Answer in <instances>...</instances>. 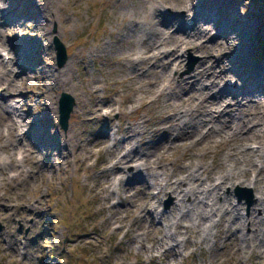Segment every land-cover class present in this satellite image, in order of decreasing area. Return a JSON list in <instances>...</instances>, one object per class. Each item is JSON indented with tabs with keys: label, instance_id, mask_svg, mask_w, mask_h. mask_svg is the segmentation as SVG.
<instances>
[{
	"label": "rangeland",
	"instance_id": "obj_1",
	"mask_svg": "<svg viewBox=\"0 0 264 264\" xmlns=\"http://www.w3.org/2000/svg\"><path fill=\"white\" fill-rule=\"evenodd\" d=\"M42 3V0H13L9 12L15 20L13 29L1 38L0 43L2 53L13 57L14 63L6 66V70L9 79H14L12 83H16L9 91L0 84V93L6 95L4 102L15 100L13 103L18 106L21 116L16 119L22 122L18 143L11 142L12 136L4 130L0 133V264H210L209 261L211 264H232L236 256L239 264H264V260L253 261L232 252L233 248L224 241L231 231L225 232V224L221 225L217 237H214V230L202 237L192 234L184 226L177 232L175 228L158 233L151 229L148 235L155 236L154 242L144 239L143 248L137 249L135 236L148 223L144 219L140 225L139 218L134 215L136 212L129 215V202L121 200L122 195L129 198L125 192L129 189L130 193H136L133 201L143 203L146 196L140 188H133L144 177V172L134 170L135 162L123 164L121 168H116L120 163L115 167L111 165L120 146L111 151L107 147L112 145L113 138H125L116 132L118 125L128 126L132 117H138L140 121L145 120L152 133L163 126L162 99H174L171 91L159 97L157 102L139 105L134 94L135 83L142 81L145 86L154 73L150 71L148 75L138 77L136 70L130 69V66L137 67L126 57L137 49H149L163 30L173 27L172 31H175L178 24H181L178 29H186L185 19L191 10H181L174 5V0L156 2L162 6L159 7L161 11L138 0H55L48 13L41 9ZM173 9L184 15L164 24L156 38L142 45L143 31L148 32L149 20L162 19ZM237 12L240 18L237 29H245L241 37L250 52L248 62H263L264 0H240ZM1 18L4 23L10 22V16ZM246 24L250 26L248 31ZM4 28H8V24H4ZM208 36L196 41L207 39L209 43ZM56 38L66 55L61 64ZM220 40L225 42L221 37ZM174 42L164 47L174 55V66L168 70L173 74V85L184 77H189L187 81L190 82V75L203 58L204 50L190 48L181 57L178 51L172 50L176 47ZM12 46L15 51L11 50ZM216 55L219 56H211V61L214 62L212 57ZM231 62L235 64V60ZM248 62L234 66L235 72L243 74L244 79L249 78L252 69ZM4 81L0 80V83H9ZM221 85L220 82L218 86ZM237 88L234 81L228 84L226 96L232 98L234 93L243 92ZM62 93L68 94L74 102L65 130L58 123V100ZM131 98L135 100L129 103ZM112 102L115 105H111ZM97 104L103 106L100 117L83 120ZM122 108L124 114H120ZM110 109L111 113L105 115L104 112L107 114ZM203 124L204 128H201ZM203 124L198 129L205 131L210 123L205 121ZM29 130H33L30 137L35 145L28 137ZM68 136H72L69 143L66 141ZM102 137L106 139L104 144L94 142ZM149 138L153 140L157 135L150 134ZM205 139L190 149L196 153L194 163L203 160L211 165L219 151L225 154V144L212 143L216 135ZM24 143L33 151L26 153L25 162H17L15 156L24 151ZM64 143L68 144L65 149ZM122 150L126 151L125 148ZM184 151L180 147L170 155L166 162L168 169L175 159H181ZM203 152L207 153L204 158ZM118 174L122 176L119 183ZM160 175H163L162 171ZM147 182L151 183V178ZM146 190L149 197L158 193L156 187L147 189L146 186ZM222 193L230 196L233 203H241L240 212L250 216L256 189L246 185H226ZM157 196L160 201L154 205L167 212L168 220L175 196L170 193ZM245 231H250L247 223ZM182 238H187L185 245L179 243ZM176 242L179 246L171 248Z\"/></svg>",
	"mask_w": 264,
	"mask_h": 264
},
{
	"label": "bare ground",
	"instance_id": "obj_2",
	"mask_svg": "<svg viewBox=\"0 0 264 264\" xmlns=\"http://www.w3.org/2000/svg\"><path fill=\"white\" fill-rule=\"evenodd\" d=\"M42 1L41 9L49 13L48 8L53 6L55 0ZM138 1L145 2L146 5L149 4V7L152 6L155 11H161L159 7L162 6L155 3L162 0ZM12 2L13 0H0L1 20L10 16V22L0 21V43L3 41L1 38L7 36V32H11L13 29L15 20L9 14L12 10L10 6ZM238 2L240 0L210 2L206 0H193V2L174 0L176 7L185 11L191 10L192 13H188L185 19L188 27L178 29L181 25L178 24L175 31H172L174 29L170 27L168 31L163 30L158 34L164 24L171 23V20L184 15L178 9L165 13L161 17L162 19L151 18L146 29L148 32L143 31L145 38H142V45L145 41L149 42L152 38H156L157 34L159 39L153 42L149 49H137L126 57L132 65L135 64L137 67L133 69L130 66V69L131 71L136 70L138 77H144L150 71L154 73V80L151 77L145 84L147 87L143 86L142 81L139 84L135 83L134 94L137 96L139 105L157 102L163 94L171 91L174 93V99L165 98L161 101L165 109L161 128L149 133L145 120L140 121L138 117H132L128 126L118 125L116 129V132L122 133L125 138H113L112 145L107 147V150L111 151L116 146H120L113 155L112 166L115 167L120 163V166L116 168H121L123 164L135 162L134 170L138 173L144 172L141 182L133 188H140L142 195L146 196V200L143 203L133 201L136 198V193H130V189L125 191L126 196H129L128 199L121 196V200L130 204L129 215L136 212L134 215L139 218L140 225L144 219L148 223L144 226L143 231L135 236L138 239L139 247L137 249L143 248L141 246L144 239L154 242L155 236L148 235L151 229L154 230L153 233L163 230L170 231L171 228H175V232H177L180 226H184L196 236L205 237L214 230V237H217L221 225L225 224V232L229 229L231 231L224 241L233 248V253H241L242 257L247 256L253 261L264 260V173L262 172L264 170L262 165L264 164V61L248 62L250 52H247L246 46L242 42L245 29H237V23L240 21L237 12ZM191 15L192 17L187 21ZM151 16L153 17V15ZM4 24H8V28L3 29ZM249 27L246 24V31ZM206 35H209L210 44L207 39L201 42L196 41L197 38H204ZM220 37L225 42H222ZM172 42L174 45L176 43V47H173L172 50L178 51V56L181 55V57L190 48L195 51L204 50L203 58L199 61L195 72L190 75L192 78L190 82L187 81L189 77H184L173 85V74H170L168 70L174 66H172L174 55L172 51L164 49ZM11 50L15 51V46H12ZM2 51L4 50H0L3 57L0 60V80L9 83L7 85L0 84L5 85V89L9 91L11 86H16V83H12L14 79H9L6 66H10L14 62L13 57H8V53H2ZM213 54L220 56H218L219 58L217 55L213 56L214 62L211 61ZM234 60L235 64L231 62ZM247 62L252 69L249 72V78L244 79L243 74L235 72L234 66ZM178 66L177 64L176 68ZM2 68L5 70L2 71ZM6 75L8 78L5 77ZM233 81L236 82L237 89H241L243 92L234 93L232 98H229L228 94L226 96L227 85L233 84ZM220 82L222 85L219 87ZM152 86L155 88L150 89ZM230 91L232 90L230 89L229 93ZM4 96H6L5 93L3 99ZM3 99L0 101V133L4 130L12 136L11 142L18 143L21 141L17 138L20 135L18 129L22 126V122L16 119L21 117L18 106L13 104V98L11 99L12 103L4 102ZM134 100L131 98L129 103ZM111 105H115V102H112ZM102 108L103 106L97 104L82 119L89 120L93 117H100ZM110 113L111 109L107 114L104 112L105 115ZM124 113V108H122L120 114ZM205 121L210 123L208 128L205 131L199 130V126ZM204 125L201 128H204ZM211 130L213 131L212 135H216V139L211 142L224 143L225 154L222 155L219 151L211 165L206 164L203 160L200 163H194L193 157L196 156V153L190 148L212 136L209 133ZM32 131H28V137L32 141V145H35L30 137ZM150 134L153 137L157 135V138L150 139ZM104 137L94 142L102 145L106 142ZM71 138L72 136H68L66 141L69 143ZM207 140L210 141V139ZM67 145L64 143L63 149L67 148ZM70 145L77 146V144ZM23 146L22 150L24 151L15 156L14 160L17 162H25L26 153L33 151L32 147H27L25 143ZM180 147L185 149L181 159H175L174 164L170 163L171 167L168 169L166 162L170 155ZM123 148L126 151H123ZM188 148L189 151H187ZM195 150L197 149L195 148ZM205 156L207 153L203 152L202 158ZM180 160H182L181 164H179ZM160 171H162V176ZM148 178H151V183L147 182ZM121 179L122 176L118 174V183ZM141 183L146 184L147 189L158 188L157 194L164 196L170 193L175 196L173 206L168 212L170 215L168 220H166L167 212L158 208V205H154L155 203L159 204L160 201L157 194L149 197L146 186H139ZM226 185H246L256 189V200L251 208L250 216L247 217L240 212L241 203H233L230 196L222 193ZM115 216L119 217L117 214ZM183 222L186 223L183 224ZM246 223L250 225L249 232L245 231ZM121 226L122 224H120ZM163 236L167 235L163 234ZM186 241L187 238H182L179 243L185 245ZM179 243L171 244L170 247H178ZM211 262L209 261L210 264ZM232 264H239L238 256Z\"/></svg>",
	"mask_w": 264,
	"mask_h": 264
},
{
	"label": "water",
	"instance_id": "obj_3",
	"mask_svg": "<svg viewBox=\"0 0 264 264\" xmlns=\"http://www.w3.org/2000/svg\"><path fill=\"white\" fill-rule=\"evenodd\" d=\"M55 45L58 51V60H60V64L61 62L65 59L66 55H65V50L64 47L62 46V44L57 40V38L55 39ZM62 55V57H61ZM58 121H59V125L61 126V128L63 130H65L68 126V119L70 116V112L72 111V107L74 105L73 99L65 93H62L59 101H58ZM189 264V263H187Z\"/></svg>",
	"mask_w": 264,
	"mask_h": 264
}]
</instances>
